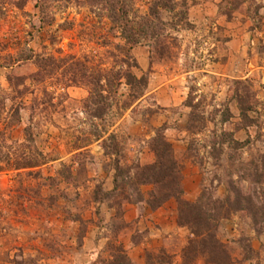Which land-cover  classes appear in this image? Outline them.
Wrapping results in <instances>:
<instances>
[{"label": "rangeland", "instance_id": "374dc122", "mask_svg": "<svg viewBox=\"0 0 264 264\" xmlns=\"http://www.w3.org/2000/svg\"><path fill=\"white\" fill-rule=\"evenodd\" d=\"M120 1L136 16L150 5L0 0V264H109L119 246L133 264L162 250L179 261L186 228L160 242L130 224V238L124 212L141 219L148 206L125 208L120 197L105 195L117 161L131 167L154 161L151 139L161 126L181 166L184 200L195 202L203 188L223 200L231 195L227 180L251 187V194L256 188L234 171L226 176L238 166L226 159L236 158L231 151L210 157L209 132L232 133L247 142L240 150L244 162L264 165V0H175L173 13L161 12L171 25L157 30L155 41L141 39L130 59L115 49L119 28L109 18L108 6ZM126 61L146 76L143 96L129 98L120 78L112 107L94 117L85 108L91 82L109 70L122 75ZM39 63L47 73L36 76ZM73 73L81 77L76 82L68 79ZM239 106L249 109L248 121ZM27 161L40 165L15 167ZM139 189L146 201L153 187ZM255 192L264 196V186ZM218 238L232 264H264V223L231 214L219 222Z\"/></svg>", "mask_w": 264, "mask_h": 264}, {"label": "trees", "instance_id": "16d2710c", "mask_svg": "<svg viewBox=\"0 0 264 264\" xmlns=\"http://www.w3.org/2000/svg\"><path fill=\"white\" fill-rule=\"evenodd\" d=\"M118 5L111 3L108 6L109 18L119 28L118 39L120 43L115 45V49L130 59V50L139 44L141 39L146 38L149 41H155L158 37L157 30H162L165 26L171 25V23L162 21L161 12L173 13L176 3L175 0H150L148 11L143 16H136L130 4L124 5L120 1ZM128 6L129 8H126ZM130 13L133 16L132 20L129 19ZM41 60L43 61V59ZM39 64L40 70L37 71L36 76L47 73L45 65L42 68L41 63ZM126 66L127 69L122 75L116 76L109 70L105 75L97 74L94 81L91 82L85 108L94 111V117L100 118L103 111L112 107L110 100L112 97L110 96L118 88L120 78H124L126 81L129 88V98L134 100L143 96L147 86L146 76H137L133 73L131 70L136 65L129 61H126ZM82 75L85 76V74ZM76 78L81 77L73 73L68 79L71 82H76ZM112 99L115 101L114 98ZM184 104L191 107V99L187 97ZM238 104L241 103L238 101ZM86 109L85 111H87ZM239 110L241 118L248 121L247 110L249 109L239 106ZM197 119L198 116L194 117V120ZM197 128L200 130L204 129L205 126L199 125ZM165 130V126L154 130V136L151 139V151L154 154L152 163L143 166L138 164L134 167L120 166L118 161L115 163L112 179L113 188L105 195L112 196L115 194L116 197H120L130 204L145 202L151 211L157 210L170 199L176 202V224L186 228L189 236L181 250L180 260L176 261L175 255H170L162 250L158 253L146 254L144 264H195L199 259L210 264H232L234 259L229 252H226L224 243L218 238L219 222L231 214L242 212L250 217L254 226L264 223V201L260 202L264 196L255 192V189L264 186V165L258 166L253 162H244L240 150L246 146L247 142L237 141L230 132L220 130L216 135L215 131L212 130L209 132L211 136L209 141L211 143L210 157L218 159L223 153V148L231 151L236 155V158L233 160V155L228 154L226 159L231 167L233 163H238V166L235 169H228L229 172L226 173V176L229 177L230 173L234 171L233 174L237 176L238 180L245 181L247 184H255L256 188L251 194V187L247 186L246 189H242L240 186L234 185V180H227L226 187L231 195H226L223 200L212 197L203 188L195 202H188L183 199L181 166L176 160L171 143L165 138ZM186 130L192 133L191 130L193 129L188 127ZM194 134L193 132L192 135ZM108 138V140L113 139V135H108ZM105 142L106 140L102 142L104 149ZM217 145L218 147H216ZM111 147L115 150L114 145ZM39 165L40 163L36 161H27L21 165L17 164L15 167L21 169ZM132 170H134L133 173H131ZM143 185L153 187L148 193L146 201L139 189ZM247 190L249 191L247 192ZM121 223L123 227L127 226L122 219ZM110 258L112 260L109 264H133L120 246L115 249L114 255H110Z\"/></svg>", "mask_w": 264, "mask_h": 264}, {"label": "crops", "instance_id": "0c3cea01", "mask_svg": "<svg viewBox=\"0 0 264 264\" xmlns=\"http://www.w3.org/2000/svg\"><path fill=\"white\" fill-rule=\"evenodd\" d=\"M193 197V196H192ZM176 202L174 200H168L164 205L158 208L155 211H151L148 209L146 212L147 216L145 218H138V216L133 215L129 209H126L127 212L123 214V220L127 224L126 233H129V237L132 238L134 230L129 228L130 224H133L140 229L142 227L143 230H147L148 234L151 233V237L156 239V241L163 242L166 240V237L170 235L174 231L183 230L184 227H179L176 224ZM132 207L131 204L125 205V208ZM140 219V220H139ZM141 230V229H140ZM132 245L133 242L130 241ZM134 245V244H133ZM137 248V247H136ZM138 249V248H137Z\"/></svg>", "mask_w": 264, "mask_h": 264}]
</instances>
